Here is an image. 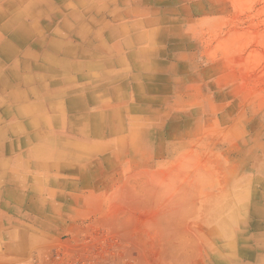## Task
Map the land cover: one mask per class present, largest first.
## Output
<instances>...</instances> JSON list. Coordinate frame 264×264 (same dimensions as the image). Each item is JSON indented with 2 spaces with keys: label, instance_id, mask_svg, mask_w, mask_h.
<instances>
[{
  "label": "rangeland",
  "instance_id": "obj_1",
  "mask_svg": "<svg viewBox=\"0 0 264 264\" xmlns=\"http://www.w3.org/2000/svg\"><path fill=\"white\" fill-rule=\"evenodd\" d=\"M104 69L120 89L98 121ZM50 136L73 143L38 162ZM13 157L0 264H258L264 0H0V158Z\"/></svg>",
  "mask_w": 264,
  "mask_h": 264
},
{
  "label": "crops",
  "instance_id": "obj_2",
  "mask_svg": "<svg viewBox=\"0 0 264 264\" xmlns=\"http://www.w3.org/2000/svg\"><path fill=\"white\" fill-rule=\"evenodd\" d=\"M68 50H70V48H68ZM79 67H80V64H77L76 62H69L68 63V68L69 69H73V70H75V68H77V72H78V69H79ZM106 72H108V70L107 69H104V70H101V71H93L91 74H93V76L95 77V78H97L98 80L97 81H99L97 84H95V86L94 87H92V88H90V97H91V99H92V101L97 105V108L95 109V111H96V118H97V120L98 121H100V119H102L103 118V116H104V114H105V108L103 107L104 106V103H105V96L108 94V93H116V92H118L119 91V89H120V87H119V84H117V80L116 79H114L113 80V82H112V84L109 86V87H106L104 84H102L101 82H100V79L102 78V75L103 74H106ZM58 74V73H57ZM57 74H54L55 75V78H57ZM78 75H79V73H78ZM78 75L76 76V78H78ZM84 97H86V96H84V92H82V93H78L75 97H73V99H72V103H71V105H72V107H74L75 108V106H77V105H79V103H83V102H81V101H83V100H81L82 98H84ZM58 107L60 108V104H59V101L58 102H54V103H52L51 104V109H58ZM102 116V117H101ZM82 121V122H84L85 120L83 119V118H81V117H78V119L76 118V119H73V120H71V124H69V126L71 127V129H76V124H77V122H79V121ZM40 137V136H39ZM53 136H50V137H47V139L48 138H52ZM66 139H68L67 140V142H68V144H72L73 143V139H70V138H66ZM42 140V144L44 143V145L43 146H47V147H49L50 149H49V152L51 151V152H53V151H55L54 150V148H53V146H54V144H52V146H48V143L46 142V140L44 139H41ZM17 141V142H16ZM16 141H13V142H16L17 144H22L23 142H28V143H30V141H28V140H26V139H21L20 137L18 138V140H16ZM84 141V140H83ZM80 141L79 143L80 144H83L84 142H89V141ZM93 144H98V143H100L99 141H93L92 142ZM34 145H37L36 144V142L34 143ZM34 147V146H33ZM48 149V148H47ZM33 153V152H32ZM70 154V153H69ZM73 153H71V155H72ZM40 155V156H39ZM47 155H51V153H48V150L47 151H45V152H43L42 154L41 153H38V154H35V153H33V156H35L37 159V161L38 162H42V160H43V158L44 157H47ZM55 155H57V154H55ZM37 156H39L40 157V159L37 157ZM72 158H74V157H72ZM9 164H11V165H13L14 167V169H8V172H10L11 173V175H12V177H13V179L14 180H17L18 182L16 183V185L18 186V188H20V186H21V184H22V182H20V178L22 177V174H21V172H19L20 171V168H22V163H21V159H20V157H13L12 159H10L9 161H7L6 159H1L0 158V169H2L3 171H5V170H7L6 169V167L9 165ZM38 164H40L41 166H45V164H42V163H38ZM10 170V171H9ZM37 182H36V184H33V186L36 188L37 187ZM17 230H19V229H17ZM24 232V231H23ZM14 249L15 250H18V246H17V244L16 245H14ZM20 249V248H19ZM258 264H264V260H260L259 261V263Z\"/></svg>",
  "mask_w": 264,
  "mask_h": 264
},
{
  "label": "bare ground",
  "instance_id": "obj_3",
  "mask_svg": "<svg viewBox=\"0 0 264 264\" xmlns=\"http://www.w3.org/2000/svg\"><path fill=\"white\" fill-rule=\"evenodd\" d=\"M24 28V27H23ZM61 71V70H60ZM67 140L68 139H66V137H58V138H56V137H54V138H48L47 140H46V142L48 143V146H52V144H54V146H53V148H54V150L55 151H53V152H49V147H45V146H41V145H35V146H37V147H33L34 148V152L33 153H35V154H38V153H43V152H45V151H47L48 150V153H51V155L52 154H54V153H56V152H58L57 150L62 146V145H69L68 144V142H67ZM45 143V142H44ZM48 148V149H47ZM62 150H63V147H62ZM32 151V150H31ZM59 154V153H58ZM60 155V154H59ZM40 156V155H39ZM39 156H37V157H39ZM64 156V155H63ZM229 218L232 220V215H229ZM234 218V217H233ZM229 247L231 248L232 247V245L230 244L229 245Z\"/></svg>",
  "mask_w": 264,
  "mask_h": 264
}]
</instances>
